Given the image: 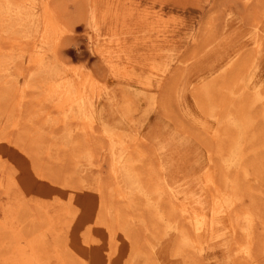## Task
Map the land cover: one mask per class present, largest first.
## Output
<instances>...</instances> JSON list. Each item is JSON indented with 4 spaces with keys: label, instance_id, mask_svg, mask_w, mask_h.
<instances>
[{
    "label": "rangeland",
    "instance_id": "1",
    "mask_svg": "<svg viewBox=\"0 0 264 264\" xmlns=\"http://www.w3.org/2000/svg\"><path fill=\"white\" fill-rule=\"evenodd\" d=\"M42 1H0V46L40 40L30 18ZM51 6L61 35L42 50L47 74L32 70L25 78L27 56L21 62L15 55L13 63L0 56V264H264V44L253 42L251 25L260 20L264 34V0H51ZM74 72L93 79L99 93L92 100L94 154L72 159L83 137L78 124L60 122L48 104L27 99L17 108L12 99L27 84ZM40 92L32 88L29 99ZM7 131L14 140L30 132L31 143L21 144L23 152L7 146L1 143ZM107 133L118 135L121 146L137 139L156 179L146 184L121 172L132 208L115 199L108 219L116 222L115 209H124L118 235L133 245L118 241L111 257L104 229L95 227L96 182L109 176ZM210 166L227 200L256 215L249 261L236 256L231 236L197 248L187 225L180 229L166 214L170 190L206 199L202 175ZM149 204L157 205L156 220Z\"/></svg>",
    "mask_w": 264,
    "mask_h": 264
},
{
    "label": "bare ground",
    "instance_id": "2",
    "mask_svg": "<svg viewBox=\"0 0 264 264\" xmlns=\"http://www.w3.org/2000/svg\"><path fill=\"white\" fill-rule=\"evenodd\" d=\"M57 18L58 17L56 16V13L51 6V0H43L41 9H38V11H34L33 15L30 18V21H32L36 26L35 28H37V30L35 31L38 33V31L41 30L40 40H29L30 42L26 43L9 42L10 44L8 42H3V44H8V46H0V56L2 57V59H5L7 61V59L10 58L11 63H13V58L16 55L17 58H19L22 62L24 57L27 56L26 73L22 72V75L25 78H29L32 76H30L29 73L32 70L33 73L47 74L49 70H47L46 66L44 67V63L42 62L43 56L41 53L43 48H45L48 44L54 43L57 45V43H55L56 39L58 40L56 36L59 31V23ZM260 23L261 21L255 18L251 21V25L254 30L253 42L257 43L258 41L262 40L264 44V34L260 29ZM57 42L59 43V41ZM54 50L52 52H54ZM259 51L260 45L252 47V52H254V54H258ZM56 76L57 77L53 82L51 80L46 83H41L37 86L30 84L25 85L23 89L21 88L22 90L19 91L18 95L14 96L12 101L15 103L16 107L19 108L21 107L23 102H26L27 99L28 102L33 101L32 99H34L36 100V103H39L40 105L48 104L49 109L51 110V112L49 111V114H58L60 116V122L69 120V124L72 123V125L73 122H76L79 127L77 131L81 133L83 137H79V139L76 138L77 140H75L73 144L72 156L70 158L75 159L77 156L83 155L91 157L94 154V152L91 151L92 143L90 139V135L94 133L92 100H94V98L98 95L99 91L96 90L94 81L89 76L76 74L75 72L71 74ZM223 81H225V79ZM237 85L240 86L241 84L238 83ZM32 88L41 91L39 98L29 99L28 92H30ZM42 117L44 116H41L40 118L42 119ZM58 124L61 123L58 122ZM13 128H17V125H15ZM7 132H9V135L4 137L1 141V143L6 144L7 146H12L14 148H17V150L23 152L24 149L22 148L21 144L26 142L31 143L32 136L29 135L30 132H24L20 136H17L18 138H16L15 140V136L10 135L11 131ZM107 135L108 136H106V139H108V141L110 142V165L108 166L109 176L108 180L105 183H103V181L100 179H98V181L96 182V195L99 201V210L96 216L95 227L104 229V232L108 237V241L105 244V247L107 249V253L111 257L117 250L116 243L118 241H121L122 239V241H124V239H127V242H130V250H132L133 245L130 236L126 235L125 238H123V236L121 237L118 235V232L121 230L120 228L123 225L122 220L124 219L120 218V212H123L124 209H115L116 211L114 216L116 217V222L113 223L108 219L110 205H113L115 199L125 203L126 206H129L128 208H132L130 197L128 196L129 194H126V192L122 191V187L120 186L121 182L119 181V178L121 172L124 170L126 171V175H131L134 180L138 179L140 182H145L146 184H149L151 181H154L156 179L154 169H152V167L149 165L146 166L145 164L147 157L146 154L140 150L139 142L137 139L134 141L135 144L127 147L126 145L121 146V143H117L116 139L113 138L118 137V135L113 136V134L110 135L108 133ZM210 139L216 140V136H211ZM212 144L214 146L213 148H216L215 150L217 151L216 144ZM139 167H142L143 171H138ZM214 173L215 171L213 170V167L210 166L202 175L203 181L200 178L203 182L201 191L202 194L206 196L205 200L199 201L196 199V197H193V195L179 196L172 192V190H170L171 193L169 194L171 195L172 200L169 202L167 201L166 205L164 206L166 214L171 215L173 219L177 220L175 222L179 223L177 226H180V229H182V226L187 225V232H184L189 237L192 236L195 238H192L191 240H193V243H195L197 248H200L203 244L216 242L219 239L224 238L225 236H231L234 240L233 243L236 256L244 259L246 258V260L249 261L253 256H251L250 251L253 249L255 244H257L255 234L256 231H254V227L256 228L257 225L256 215L254 216V214L248 209H241L240 207L235 208L236 203L229 202L225 194L222 192L221 187L217 185L219 181H217ZM157 182L160 183L159 189L163 192L164 184L160 181ZM104 184L107 186H104ZM151 189L149 190L151 191ZM139 200L140 198L137 201ZM155 201L153 202V205L157 204V201ZM156 207L157 205L155 207H152V205L149 204L147 208V211L152 215L154 220H156L158 216ZM154 220L152 219L153 222ZM88 237V239L95 238L92 237V234L90 233ZM91 242L93 243L94 240H90V242L86 243V247L84 245L83 246L88 249L92 245L89 244ZM58 250L59 249H56L55 247L53 252L56 254L55 256L57 258L61 259ZM65 253L62 255L63 258L64 255H66ZM149 264L156 263L150 262Z\"/></svg>",
    "mask_w": 264,
    "mask_h": 264
}]
</instances>
